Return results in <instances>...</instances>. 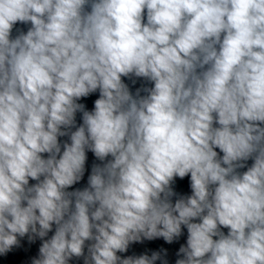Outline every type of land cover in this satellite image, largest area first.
I'll return each mask as SVG.
<instances>
[{"label":"clouds","instance_id":"9594fccd","mask_svg":"<svg viewBox=\"0 0 264 264\" xmlns=\"http://www.w3.org/2000/svg\"><path fill=\"white\" fill-rule=\"evenodd\" d=\"M182 228L175 264H264V0H0V256L169 264L121 254Z\"/></svg>","mask_w":264,"mask_h":264}]
</instances>
